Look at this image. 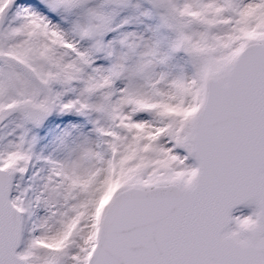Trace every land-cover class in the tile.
<instances>
[{"label":"snow or ice","instance_id":"obj_1","mask_svg":"<svg viewBox=\"0 0 264 264\" xmlns=\"http://www.w3.org/2000/svg\"><path fill=\"white\" fill-rule=\"evenodd\" d=\"M0 264H264V0H0Z\"/></svg>","mask_w":264,"mask_h":264}]
</instances>
